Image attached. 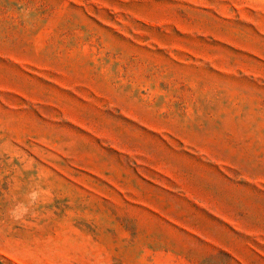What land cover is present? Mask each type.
<instances>
[{"label": "rangeland", "instance_id": "374dc122", "mask_svg": "<svg viewBox=\"0 0 264 264\" xmlns=\"http://www.w3.org/2000/svg\"><path fill=\"white\" fill-rule=\"evenodd\" d=\"M0 264H264V0H0Z\"/></svg>", "mask_w": 264, "mask_h": 264}]
</instances>
